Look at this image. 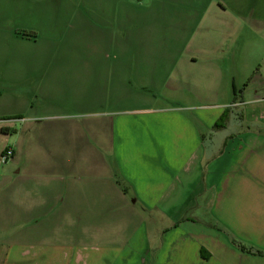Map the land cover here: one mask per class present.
<instances>
[{"label": "crops", "instance_id": "crops-1", "mask_svg": "<svg viewBox=\"0 0 264 264\" xmlns=\"http://www.w3.org/2000/svg\"><path fill=\"white\" fill-rule=\"evenodd\" d=\"M44 1L0 0V264H264V0Z\"/></svg>", "mask_w": 264, "mask_h": 264}, {"label": "rangeland", "instance_id": "rangeland-1", "mask_svg": "<svg viewBox=\"0 0 264 264\" xmlns=\"http://www.w3.org/2000/svg\"><path fill=\"white\" fill-rule=\"evenodd\" d=\"M44 0H42V5L44 6ZM26 20V19H25ZM22 17H19L18 15H14L13 19L11 16V28L16 26H21L22 21ZM20 31V29L18 28V32ZM6 31L4 30V32H0V37L1 36H5ZM264 43L261 40V36L260 35H250V49L251 52L249 53V55H245L242 56L241 59L245 60V61H249L252 60L255 63L252 65H246V66H235L234 69L236 70L237 68L239 70H242V77L237 78L236 82L234 83V87L237 89V95L240 96L242 92H244V89L246 88V86H250V91H253L254 89H260L261 88V80H260V75L259 72L261 71V46H263ZM21 52V49L16 47V46H11L9 49H3L0 45V58H2L3 56H6L7 54H9V56H16ZM106 56L109 60L113 61L114 59V51L113 50H107L106 51ZM249 70V71H248ZM199 71V70H198ZM248 71V72H247ZM193 74V78L190 79L189 81H192L195 79V77L198 79L199 78V74L196 71V73H192ZM246 74V75H245ZM255 74V75H254ZM198 76V77H197ZM246 76V77H243ZM245 78V79H244ZM244 79V81H242ZM251 93V92H250ZM232 96V95H231ZM207 98V100L203 99V98H196V103L199 104H224V102L227 101H232L231 98L228 99H224L218 96V98L213 99L212 97H205ZM247 98V97H245ZM181 100V101H187L181 98H177L174 96H170V101H174V100ZM193 102V99H192ZM4 164H2L3 166Z\"/></svg>", "mask_w": 264, "mask_h": 264}, {"label": "trees", "instance_id": "trees-1", "mask_svg": "<svg viewBox=\"0 0 264 264\" xmlns=\"http://www.w3.org/2000/svg\"><path fill=\"white\" fill-rule=\"evenodd\" d=\"M226 119H221L218 123H216L215 125V129H220V128H223V124L222 122H225ZM232 242L234 245H236L240 250H242L243 252H247V253H254L255 251L253 250L252 247H249L248 245H246L245 243L239 241L238 239L236 238H232ZM257 253H261L259 251H256Z\"/></svg>", "mask_w": 264, "mask_h": 264}, {"label": "built area", "instance_id": "built-area-1", "mask_svg": "<svg viewBox=\"0 0 264 264\" xmlns=\"http://www.w3.org/2000/svg\"><path fill=\"white\" fill-rule=\"evenodd\" d=\"M14 157V150L7 149L2 156V163L5 164L9 162Z\"/></svg>", "mask_w": 264, "mask_h": 264}]
</instances>
